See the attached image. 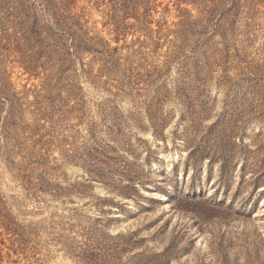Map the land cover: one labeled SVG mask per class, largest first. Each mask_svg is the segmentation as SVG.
<instances>
[{
	"label": "rangeland",
	"instance_id": "374dc122",
	"mask_svg": "<svg viewBox=\"0 0 264 264\" xmlns=\"http://www.w3.org/2000/svg\"><path fill=\"white\" fill-rule=\"evenodd\" d=\"M103 240L264 264V0H0V264Z\"/></svg>",
	"mask_w": 264,
	"mask_h": 264
},
{
	"label": "trees",
	"instance_id": "16d2710c",
	"mask_svg": "<svg viewBox=\"0 0 264 264\" xmlns=\"http://www.w3.org/2000/svg\"><path fill=\"white\" fill-rule=\"evenodd\" d=\"M57 10L58 15L62 16V18L60 17L59 20H57V22L59 23L57 28V34L59 36L62 35H67L70 36V38L72 39V41H75L74 38V31L71 27V22H72V18L70 19V17H64V14L69 15V9H65L63 7H55ZM59 12H61V14H59ZM71 20V21H70ZM57 23V24H58ZM74 23H72L73 25ZM91 38L86 37L85 39H83V41H80L78 43V45H76L77 47L80 46V44L84 43L87 40H90ZM62 45V44H60ZM104 46V45H103ZM103 48V47H102ZM111 50L112 48H105V50ZM116 49V48H113ZM103 50V49H102ZM62 56V55H61ZM58 61H60V59H58ZM61 66L63 68L64 63H61ZM52 74V71H51ZM51 79V76L48 75L46 76L45 82H49ZM57 81V80H56ZM48 87L51 88V90L53 89V91L55 89H57V84L56 83H47L46 84ZM4 100H6L5 97H3ZM52 101V100H50ZM63 105L67 106L66 103H63ZM91 235V233H90ZM91 237V236H89ZM90 238H88L89 240ZM84 252H85V256L88 259V262H90L89 264H115V261L118 257V253H119V247L117 246V242L113 241V242H109L107 243V241L103 240L97 243H84Z\"/></svg>",
	"mask_w": 264,
	"mask_h": 264
}]
</instances>
